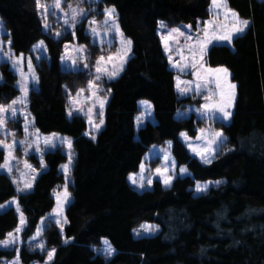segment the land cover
Listing matches in <instances>:
<instances>
[{
	"label": "trees",
	"instance_id": "obj_1",
	"mask_svg": "<svg viewBox=\"0 0 264 264\" xmlns=\"http://www.w3.org/2000/svg\"><path fill=\"white\" fill-rule=\"evenodd\" d=\"M211 0H101L98 11L115 8L119 27L132 41V57L122 74L108 84L110 92L104 127L95 140L87 137L86 122L67 118V90L91 79L85 72H66L60 66L63 45L43 31L35 0H0V18L16 55H27L43 41L49 60L37 66L38 88L29 94L35 127L43 134L60 133L73 139L72 202L66 210L64 236L48 224L44 239L55 249L46 264H264V0H228L246 31L232 47L213 46L207 55L212 68H225L236 84V102L226 137L210 164L192 158L179 140L187 131L194 136V120L179 119L182 105L158 35L166 26L195 25L208 18ZM87 5V3L85 4ZM79 41L96 57L99 49ZM0 104L15 99L18 77L7 64L0 67ZM149 102L156 124H146L136 136L138 101ZM188 102V101H186ZM172 141L177 166L190 176L176 178L169 188L155 182L151 191L138 193L127 182L139 169L147 151ZM48 166L30 193L18 204L25 220L23 237L34 235L40 219L54 206L52 193L63 182L59 152L45 155ZM3 154L0 152V162ZM214 183L195 195L197 182ZM16 196L9 176L0 174V205ZM142 223L155 224V236L135 239ZM19 225V214L9 208L0 213V241ZM67 239V243H65ZM107 239L115 253L97 255L95 248ZM16 250H0V264ZM47 255L24 245L22 264H44Z\"/></svg>",
	"mask_w": 264,
	"mask_h": 264
},
{
	"label": "rangeland",
	"instance_id": "obj_2",
	"mask_svg": "<svg viewBox=\"0 0 264 264\" xmlns=\"http://www.w3.org/2000/svg\"><path fill=\"white\" fill-rule=\"evenodd\" d=\"M41 3L43 5H47V13H45L44 8H41L38 10L39 17H40V19L42 21V25H43V31L47 35L50 34L51 36H53V38L55 40L66 37L68 34L72 38V40L70 42H67L63 45L61 57L63 56V57H65V59L62 61L61 57H60L59 62H60L61 68L66 72H69V71L70 72H85L87 75L91 76L90 80L94 81V83L97 85V89L95 90L96 96L103 98L105 101L104 107H103V116H102L103 124L100 126L99 130H96L93 127V125H90L88 123V119H89L88 115L84 114V113L88 112L89 108H91V117H92L93 122L99 123V121L101 119V116L99 115V113H100L99 101L96 100L95 97H93L92 100H88V101H85V99H84L85 97H87L90 94L89 90L87 88L88 81L83 86H78V87L74 88L73 90H67L66 91L67 92V103H68L67 110H66L67 118L72 119L74 116H79V117L83 118L84 121L86 122L85 133H88L87 135L86 134H84V135H86L87 137H89L91 139H92V136H95V138H96V136L101 132V130L104 127L105 110H106V106H107V103L109 100V95H110V92L108 89V84L111 81L116 80L124 71L126 64L128 63V61L132 57V44L130 46L131 51H130V53H128V56L126 58V62L123 64V70L119 71L118 75L115 78L109 79L107 74L96 72L95 62H96L97 58L101 55H104L105 57H107L108 55H114L115 56L116 54H118L120 52V49H121V39H126V40H129V39L127 37H125L124 35H123V37H120L119 35H117L115 33L114 30L104 28V25H103L104 16L102 14L104 8L100 11L97 10L98 5L101 3V0H62V4H61V7L63 9L62 11L54 8V6H53L54 0H41ZM86 3H87V5H85ZM69 4L72 5V8L68 7ZM226 8L231 9L228 5V0H226ZM72 9H77V10L83 9L87 13V17L84 19H82L81 17H77V20L80 22H78L76 24L75 29H72L71 27H69L68 25H66L64 23L65 19L70 20L71 15H72ZM210 9H213L212 0L210 1V4H209L208 18L205 21L213 20L214 24H216V25H221V24L230 25L232 23L231 19H227V20L225 19L224 14H223V12H224L223 7L220 9H213V11H211V12H210ZM232 11H234V10H232ZM215 13H219V15L217 16V15H215ZM65 14H67V16ZM93 18L98 21V24L90 26L87 21L91 20ZM116 21L118 23L117 15H116ZM205 21L199 22L201 29L204 28V22ZM45 25H47V28L45 27ZM118 25H119V23H118ZM185 25L186 24H181V25H177V26H166V28L162 29V28H160V24H159L158 35H159V38L161 41L163 52H164V54L167 58V61H168L169 70L174 73L175 89L178 93L179 98L183 102L182 105L180 106V109L178 110L176 116L179 119L193 118V120H194V128H195L194 129V136H191L188 134L187 131H184L183 133L187 134L188 139L185 140V138L181 137L179 134V140L183 144L184 148L187 150V152L189 153V155L192 158H195L199 162L203 163L201 157L198 156L195 151H193V148L202 149L205 145L206 140L210 139L209 134L213 133L215 131H222V125L223 124L224 125L230 124L231 119H232V115H231V118L229 120H223L220 117L219 113L217 114L216 118L213 120H208L207 118H201L200 113L203 111V109L201 108V105L206 103V101L203 98V95H193L192 93L181 94L178 91L177 86H176L178 77L180 80H193L194 78L190 75V72H191L190 68L186 69L185 72H181L178 70V68L173 67L172 64L169 63V59H168L169 55L172 56L173 62L180 61V57L173 50H170L167 53L165 52L164 42L161 40V35L166 34L167 31L169 29H172V28H181V30L187 34L189 32V30L183 27ZM80 27L82 29L84 39H87V38L89 39L90 46H93V47L95 46L97 49H99L96 57H92L91 54H93V53H91L89 48L85 44H83L82 42L79 41L77 30H79ZM90 27H97L98 30L101 32V37L103 39L102 44L100 42L101 37H97L96 42L93 43V37L90 34ZM119 29H120V27H119ZM246 29H245V31H246ZM73 31H75V36L72 35ZM120 31H121V29H120ZM190 31H191V34L194 38L198 35L202 36V32L197 31V23L195 25L191 26ZM57 32L61 33V35L59 37H57L55 35ZM7 33L8 32L6 31L4 24L0 18V42H2V48H0V67L4 64H7L10 67V69L13 70L15 72V74L17 75V77H18L17 88L19 90V94L15 99H18V98L24 96V93H22L20 91L19 86H18L20 83L24 82L23 77H31V76H33V74L35 75V77H38L37 66L39 65V62L43 59L49 60V56L47 53L45 43L43 42V45H40V43H39L40 41H39L34 46H32L29 54H27V55L22 54L23 58H24V63L22 65H18L17 67H14L13 64L15 62L16 57H19L21 55H16L14 53L11 43L9 44V41L11 42V40L8 39V37H6ZM243 33L233 34L231 43H228L227 41H216V40H213L211 43H209L207 45V48H206L204 55H203V58L201 60V63L204 64L205 68L216 69V68L210 67L207 64V55H208L209 50L213 46H227V47L231 48L233 40L235 38H237L238 36H241ZM178 39H179V43L176 45H172V47L173 48L182 47L183 51H184V55L187 56L188 50L186 47H184V45H185L184 37H179ZM109 42H111V44H109ZM169 43H170V45L172 44L171 41H169ZM189 43H191V42H189ZM65 45H68L67 52L65 50ZM81 45L85 46V53H80V52L76 51V49H78ZM85 54L87 55V60L83 61L80 59V57L82 55H85ZM9 56L11 57V60L7 59ZM28 58H31L32 71H30L28 66H27ZM73 59L76 60L75 65H73V63H72ZM85 62L88 64V67H84ZM181 63H183V61H181ZM113 65H115V68L113 67ZM119 67H120L119 60H113L111 63L107 64V68L110 71L116 70ZM221 69H225V68H221ZM21 73H23V76L21 75ZM97 75H101V79L98 81L95 80V77ZM220 75H221V77H224L223 73H221ZM226 79H227L228 83L235 84L232 81L231 74L229 73L228 70H227ZM0 82H2L1 72H0ZM38 82H39V78H38ZM38 82L32 81V80L28 81V89L29 90H28L27 95H26V103L25 104L17 103L15 105V108L17 109L15 117H11L6 121V125H5L6 130L8 132L14 133V135L6 137L3 134V130H0V140H4V142L7 144H11L12 141L17 142L15 147L12 149V156L10 157V165L13 169L12 173L8 174L7 172L0 170V174H5V175L9 176V178L12 180V183L14 180L17 181V183H13V185L16 189V196L14 198H12L11 200H9L8 202L0 205V206H3V207H0V213H2L3 211H5L9 208H13L17 211L16 204H14L12 202L14 200L18 201V197L20 195L30 193L33 190L34 184L37 181V179L39 178V176L42 173L47 171L48 166L46 165L45 158H44L47 153L59 151L65 157V161L59 165V169H58L59 174L63 178V182L59 186H57L52 193V197L54 200V206H53L52 210L49 211L45 216H43L38 223L37 228L41 229L39 235H37V228H36L35 233L32 237H30V238L23 237V230H24L25 223L23 225L20 224V213H22V212L19 208V211H17L19 214V225H18V227L21 228V231L19 233H16V231H15L17 229L16 228L13 232H11V233H14V235L17 239V243L15 245L9 244V246H7V247L0 245V250H12L13 249V250H16V255L11 260L5 259L3 261L4 262L3 264H22L21 261L19 260V251L21 250V248L24 245H26L27 247H29L33 251H39L41 253L44 252L47 255V258H46L44 264L51 262L54 258L55 252H54L52 258L49 260L48 252L52 249H49L47 247L46 241L43 237L44 231H45L46 227L48 226V224H52L55 227H57L60 234L64 236L65 227L67 225V219L65 220L66 210L72 202V196H71V185L73 184L72 169H73L74 159H75V152L73 149V139L69 136H66V135H63L60 133H53V134H55V136H53V134H43L35 127L34 118L31 115L30 109H29V94H30L31 90H36L38 88ZM181 87H184V85H181ZM208 87H209V90L216 91L214 84H210ZM81 88L85 89V92L82 95L77 96V92ZM234 92H235V96H234L232 107L230 109H228L232 114H233L235 102H236V87L234 89ZM69 93H71V96H69ZM204 94L206 95L207 92H205ZM213 99L218 100L219 97L215 96V97H213ZM72 100H77V101H79V103L73 105V103L71 102ZM144 101L145 100H139L138 101L139 112L135 118L136 136L138 134V131L141 128H143L146 124H148V123L156 124V120L154 118L153 109H152L151 104L148 102V104L145 105L144 103H142ZM186 101H188V102H186ZM10 103H11V101L4 103L3 105H8ZM148 105H150V107H148ZM75 108H82L84 111L81 113H77L75 111ZM70 110H72V116L71 117H69V115H68V112ZM25 124H27V126H28L27 135L24 132ZM201 129H203L204 132H201L200 131ZM223 137H224V140H223V143H224L226 140L224 133H223ZM37 138H39V139H37ZM45 138H51L52 141L56 144V147L55 148L46 147L44 144ZM63 138H68L69 140H71V142H72L71 149H69L66 144H64V145L61 144V141L63 140ZM93 140H95V139H93ZM21 141H23V143H20ZM168 142L169 141H167L163 144H156V145L152 146L147 151V153L144 156L143 161H142L145 165V171L143 173H141L140 167H139V169L137 171L132 172L128 175L127 182L133 190H135L138 193H143L144 191H151L153 189V185L155 182H159L161 184V186L164 188H169L172 186V183L174 182V180L176 178H178V177L183 178L186 176H190V173L188 172V170L183 174L180 173L179 169L181 167L179 168L177 166V162L174 158L173 151H172L173 143H172V141H170L171 146H169ZM37 143H39V147L41 149V151H39V152H37L35 150ZM223 143H222V145H220V147L217 148V151L215 152L214 156L219 152V150L223 146ZM190 145H191V147H190ZM214 147H215V145H214ZM0 152L3 154V159L0 162V165H2L4 163V156L7 153L3 147H0ZM69 154L71 155V162L70 163H69ZM166 154L168 156L167 161L164 159ZM205 155L208 156L209 154L205 153ZM41 156L43 157V161H44L43 167L40 165ZM214 156L211 157V160L214 159ZM172 160L175 161V169L172 170L170 168L169 172L166 173V175L172 176L171 185L169 187H166L163 183V179L155 172V169L156 168L163 169L164 166ZM25 162H27V164L31 165V168L35 169L36 171L33 172L30 168H27L25 166ZM203 164H205V163H203ZM63 165H68L67 180L65 179V173H64V170L62 168ZM183 168L187 169L184 166H183ZM130 175L135 176L137 184L132 183V181L129 179ZM33 177H34V179H33ZM141 177H143V183L145 185L144 188L138 187L139 183H141ZM149 179L152 180V184L150 186L147 184V181ZM25 182H30L32 184L31 189L24 191V192H18L17 187H20L22 189ZM197 183L204 185L207 182H197ZM197 183L195 184V187H194L195 195H199V194L203 193V192H197L196 191ZM65 185H67V191H68V193H70V196L68 198V202L63 203L61 206L62 212H61V216L59 217L61 220V223H60V225H57L55 223L56 215L54 212V209H57L56 195L59 194L61 196V200H63V190L65 188ZM213 185H214V182L208 184L207 189H209ZM146 226H151L150 231H145ZM61 228L63 229V232H61ZM158 231H159V227L157 225L149 224V223H142L136 229L133 230V236L135 239L147 238V237L155 236ZM137 233H139V235H137ZM33 237H36V239H33ZM5 239H10V238L7 236ZM105 240H107V239H103L100 242V246L96 247L94 250H95L97 255H101L104 258L108 259L114 255L115 251L110 256L104 255L102 250L106 247L104 244ZM39 243L43 244V249H41L40 247H37V244H39ZM33 264H39V263H33Z\"/></svg>",
	"mask_w": 264,
	"mask_h": 264
},
{
	"label": "snow or ice",
	"instance_id": "obj_3",
	"mask_svg": "<svg viewBox=\"0 0 264 264\" xmlns=\"http://www.w3.org/2000/svg\"><path fill=\"white\" fill-rule=\"evenodd\" d=\"M36 2V7L37 9L44 8L45 13H47V5H43L41 3V0H35ZM62 0H54V8L63 10L61 7ZM212 5L213 9H220L224 8V17L225 19H231L232 23L230 25H216L214 24L213 20H207L204 22V28H200L199 22H197V31L202 32V36H196L195 38L191 34V26L190 25H185L183 26L184 28L188 29L189 32L186 34L184 31L181 30V28H172L167 31L166 34L161 35V40L164 42V49L165 52H169L170 50L175 51V53L180 57V61L173 62V58L171 55H169V63L172 64L173 67L178 68L179 71L185 72L186 69H191L190 75L194 78L193 80H180L179 77L177 78V89L181 94H188L192 93L193 95H203L204 100L206 101L205 104L201 105V108L203 111L200 113L201 118H207L208 120H213L216 118L217 114H220V117L223 120H229L231 118L232 113L228 110L232 107L235 92L234 89L236 87L235 84H231L227 82L226 76H227V69H221V68H216V69H211V68H205L204 64L201 63V60L203 58L204 52L207 48V45L211 43L213 40L216 41H227L228 43H231L233 34H239L243 33L245 29L249 25V21L246 19H241L239 18L238 14L232 11L231 9L226 8V0H212ZM69 8H72V5H68ZM213 9H210V12L213 11ZM103 25L105 29H111L114 30L117 35L120 37H123V33L119 29V25L116 21V10L115 8H107L105 7L103 9ZM67 16V14H65ZM215 15H219V13H215ZM77 17H81L82 19L87 17V13L83 10H77V9H72V15L70 20L65 19L64 23L71 27L72 29H75L76 24L80 21L77 20ZM90 26L92 25H97L98 21L96 19H91L87 21ZM47 28V25H45ZM160 28H166V25L164 22H160ZM90 34L93 37V43L96 42L97 37H101V32L98 30L97 27H90ZM57 37L61 35V33L57 32L55 34ZM72 35L75 36V31L72 32ZM179 37H184L185 39V45L184 47L187 48L188 50V55H184V51L182 47H175L173 48L172 45H176L179 43ZM169 41L172 42L170 45ZM101 44L103 43V39L101 37ZM191 42V43H189ZM11 42L9 41V44ZM40 45H43V41L39 42ZM131 40H126V39H121V49L118 54L114 55H108L105 57L104 55H101L97 58L95 62V67H96V72L97 73H105L108 75L109 79L115 78L118 75L119 71L123 70V64L126 62V58L128 56V53L131 51ZM111 44V42H109ZM0 48H2V42H0ZM68 45H65V50L67 52ZM77 52L80 53H85V46L81 45L78 49H76ZM8 60H11V57L9 56L7 58ZM65 57H61V60L63 61ZM81 60L86 61L87 60V55H82L80 57ZM113 60H119L120 62V67L116 70L110 71L107 68V64L111 63ZM183 61V63H181ZM24 63V58L23 55L16 57L15 62L13 64L14 67H17L18 65H22ZM73 65L76 64V60H72ZM27 66L30 71H32V64H31V58H28L27 61ZM84 67H88V64L85 62ZM115 68V65H113ZM221 73L224 74V77H221ZM23 76V73H21ZM24 82L20 83L19 89L22 93H24V96L18 98V99H13L10 104L8 105H3L0 104V130H3V134L7 136H12L14 133L8 132L6 130V121L11 118L15 117L17 109L15 108V105L17 103L25 104L26 103V95L28 92V81H36L38 82V77L33 76L31 77H23ZM101 75H97L95 77V80H100ZM214 84L216 91H211L209 90V85ZM181 85H184V87H181ZM87 88L89 90V95L85 97V101L92 100L93 97L96 98V100L99 101V106H100V113L99 115L101 116V119L99 123H94L91 117V108L88 109L87 113H84L85 115H88V123L90 125H93V127L96 130H99L100 126L103 124V107H104V99L96 96V89L97 85L94 83V81L90 80L88 81ZM85 92V89L81 88L77 92V96L82 95ZM207 92L205 95L204 93ZM69 96H71V93H69ZM218 96V100H214L213 97ZM73 105L79 103L77 100H72L71 101ZM145 105L148 104L147 101L142 102ZM150 107V105H148ZM75 111L77 113H81L84 110L82 108H75ZM69 117L72 116V110L68 112ZM201 132H204L203 129L200 130ZM24 132L27 135L28 133V126L25 124L24 126ZM86 135L88 133H85ZM210 139L206 140L205 145L202 149H195L193 148V151L196 152L198 156L201 157L202 162L205 164H210L212 162L211 157L214 156L215 152L217 151V148L222 145L224 137H223V132L222 131H215L213 133H210ZM55 136V134H53ZM181 137H184L185 140L188 139L187 134L181 132L180 133ZM39 139V138H37ZM92 139H95V136H92ZM16 141H12L11 144H7L4 142V140H0V147H3L6 150V155L4 156V163L0 165V170L7 172L8 174L12 173V167L10 165V157L12 156V149L16 145ZM20 143H23L21 141ZM169 146H171V142L169 141ZM44 144L46 147H51L55 148L56 144L52 141L51 138H45L44 139ZM61 144L64 145L66 144L69 149L72 147V142L68 138H63L61 141ZM215 145V147H214ZM191 147V145H190ZM37 152L41 151L39 147V143H37L36 149ZM205 153H208L209 155L206 156ZM164 159L167 161L168 156L167 154L165 155ZM71 162V155L69 154V163ZM40 165L43 167L44 166V161L43 157L41 156L40 158ZM25 166L27 168H30L33 172H35V169L31 168V165L27 164L25 162ZM64 173H65V179L67 180V173H68V165H63L62 166ZM170 168L172 170L175 169V161L172 160L168 164L164 166L163 169L161 168H156L155 172L163 179V183L166 187H169L171 185V180L172 176L171 175H166L167 172H169ZM140 171L143 173L145 171V165L143 162L140 164ZM180 173H185L187 169L181 167L179 169ZM34 179V177H33ZM129 179L132 181L133 184H137V181L135 179L134 175H130ZM223 181H215L214 183L218 186L221 184ZM13 183H17V181H13ZM213 183V182H207L204 185H201L197 183L196 185V191L197 192H204L207 191L208 184ZM147 184L150 186L152 184V180L149 179L147 181ZM144 183H143V177H141V183H139L138 187L144 188ZM32 187V184L30 182H25L23 188L21 189L20 187H17L18 192H24L27 190H30ZM70 196V193L67 191V185H65V188L63 190V200H61V196L59 194L56 195V200H57V209H54L56 219L55 223L57 225H60L61 220V212H62V204L68 202V198ZM12 203L16 204L17 206V211H19V204L18 201H13ZM3 207V206H0ZM66 220V218H65ZM25 223V220L23 218V213H20V224L23 225ZM151 226H146L145 231H150ZM16 233H19L21 231L20 227H17L15 230ZM41 229L37 228V235H39ZM61 232H63V229L61 228ZM139 235V233H137ZM8 237L10 239H5L3 241H0V245H3L5 247L9 246V244L15 245L17 243V239L14 235V233H8ZM33 239H36V237H33ZM67 239H65V243H67ZM105 248L102 250L105 256H110L113 252L114 249L111 247L109 242L107 240L104 241ZM37 247H40L43 249V244L39 243L37 244ZM55 252V249H52L48 252V258L49 260L52 258L53 254Z\"/></svg>",
	"mask_w": 264,
	"mask_h": 264
}]
</instances>
